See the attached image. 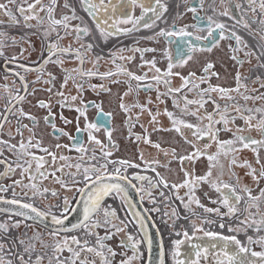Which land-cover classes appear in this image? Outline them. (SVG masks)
<instances>
[{"label": "snow or ice", "instance_id": "snow-or-ice-1", "mask_svg": "<svg viewBox=\"0 0 264 264\" xmlns=\"http://www.w3.org/2000/svg\"><path fill=\"white\" fill-rule=\"evenodd\" d=\"M121 0H79V4L92 17L96 29L102 36H111L115 33H129L138 30V26L142 24L144 28H154L156 22L164 19L165 13L168 12V4L166 0H126L127 7L134 9L140 8V15L135 16L131 12H124L123 7L120 9L121 15H116L118 9L117 4ZM185 11L193 14L196 23L192 24H178L182 19L183 13L177 12L172 24L167 28H160L154 36L147 39L163 38L166 42H172L178 39L182 44L186 45V52L184 48L178 47L175 59L167 48L162 50L164 58L167 60L166 69L162 70L157 66V60L153 57L151 60L144 59V53L156 52L155 48H133L129 49L132 52H139L141 54V64L138 67L149 68L153 74L149 77L148 73L136 74L130 71L123 64H116V60H127L131 62L135 57L133 55L119 57L113 55L112 63L116 66V71H107L104 73L94 72L92 70L85 71L82 65L85 62V54L92 49L91 44L85 45L82 43L83 37L90 34L89 26L83 22L82 17L76 15L75 8L71 6L69 0H64L63 7L68 9L70 14L61 15L56 18L55 11L58 7V0H4L0 2V14L7 17L9 26L20 25L23 21L24 28L35 27L39 33V37L46 43L41 52V59L43 63L35 69H30L26 65H19L25 72L35 70L39 75L32 81V84L43 83L47 85L46 88H32L29 92V82L24 75L15 72L14 75L19 77L22 88L17 87L10 89L8 85H4V91L7 93L6 103L3 109H0V165L3 166V171H0V178L11 177L19 170L20 179H15L8 186L0 184V193L8 192L12 189L13 199H5L0 195V202L8 205H16L17 210L14 215L22 217L25 220H32L35 223L45 224L50 218L51 224L56 226L48 229L47 235L51 237V241L44 239L43 233L40 231H33L31 235L27 232L22 233L19 237L13 238L10 242H2V238L6 236L10 229L20 228L23 220H15L11 224L9 221L0 222V264H115V258L118 253L109 246L106 242L111 240L114 236L125 233L126 238L120 240V247H131V256H126L119 261V264H132L133 261L138 260L139 245L142 240L135 239L131 234L126 232L128 223L126 218L121 219L117 214L116 209L107 205L104 201L106 197L112 196L116 199H121L126 207H135L128 199V191L125 187L124 181L131 184V180L125 174H122L127 168L139 167L128 160H110L112 151L109 150V144L103 143L97 138L95 132L100 130L103 121L89 122L87 118V106L84 104L82 94L84 90V78L99 76L101 79L111 78L113 76H125L127 79L123 81L128 84V89L119 96V109L125 113V125L129 129V136L135 135V141L139 143L141 140L145 144H149L159 151H162L165 156L171 155L173 159H178L181 162V171L184 179L181 183H173L172 189L186 188L184 197L177 196L181 200L185 209L191 210V205L195 204L202 208L205 213H215L217 216H230L234 220H238L236 227L229 226V233L244 232L246 240H241L237 235H222L216 231L206 230L203 225L214 224L207 218H200V224L195 221L191 223V234L185 230L182 233L177 232V236L182 235V239H175L172 241L171 258L173 264H264V187L260 184L264 181V163L258 154L259 148H264V77L256 76L254 79L249 74L241 71L245 62L251 63V58L257 61L256 67L264 69V0H220L222 10L217 12L215 0L207 5V10H210L215 15L220 17H228L234 20L235 23L229 29L225 23L220 22L215 18V15H207V26L202 28L199 26V21L205 19L200 16V11L205 10L206 0H198V6L192 3V0H184ZM10 5H15V11ZM247 5V7H245ZM111 10V14H109ZM103 11L104 16L100 17L99 13ZM249 12L251 15H249ZM19 14V17L16 14ZM151 13L149 16L148 14ZM239 13V15H237ZM147 17V19H146ZM36 21L35 25L28 23L29 21ZM73 20H80L79 24H71ZM143 22V23H142ZM5 21L0 20V25ZM130 24L131 28H121L119 25ZM237 28L244 29L249 33H254L259 36V50L253 51L249 49V45L243 40L242 36L238 34ZM60 29H63L61 34ZM109 29L114 30L108 31ZM55 33V39H50ZM201 33H206L201 35ZM218 33V38H217ZM37 33H33L36 35ZM71 36L73 41L79 43V47L61 46L60 41L66 37ZM8 35L5 31L0 30V57L5 56L4 49L7 47L6 40ZM12 43H17L15 37L11 38ZM234 40L235 44L229 45L231 52L230 59L234 61L236 68L234 81L235 87H223L219 84L213 85L210 81L212 78H220V74L215 71V64L212 61H206L202 66L201 73L197 75L195 71H190L187 75L174 71L175 68H183L190 61H193L196 52H211L213 47L219 45L221 40ZM20 40L33 47L31 41L27 36H21ZM210 41L209 44L201 46L199 43H192L191 41ZM24 49H21L20 55L23 56ZM43 52L47 56H43ZM243 52V58L239 55ZM55 57V59H54ZM60 57L71 58L79 62L78 67L64 68V59ZM17 59L16 56L8 57L6 62L13 63ZM97 60L100 57L96 58ZM49 63L59 66L62 73V81L59 88H56L57 76L52 72H46L45 66ZM47 77L44 79V77ZM77 77L80 79L78 80ZM179 77L181 84L179 87L172 86V78ZM251 80L253 84L259 87L250 88L248 81ZM72 82L77 94L71 95L70 92L66 94L65 89L69 82ZM132 81H136L135 88ZM148 81V83H141ZM112 83L119 84V79L113 80ZM163 86L164 91H160V86ZM202 85H206L202 87ZM92 89H97L109 92L110 89L105 85H89ZM147 89L148 91H155V101L148 97L144 103L138 99L134 102L126 103L125 97L130 93L136 92L140 89ZM21 91L25 95H21ZM38 91L47 92V100H38L36 107L46 109L47 114L43 117L45 125L50 126L53 132L59 136L68 137L72 144L54 145L55 151L52 148L44 146L42 138L37 137V127L40 121L30 112H25L23 107H20L27 98V95H35ZM189 93L193 94L189 98ZM215 94V96L213 95ZM171 98L173 108L179 112V115L174 111H169L167 107L161 112L160 104L165 103V98ZM239 98V99H238ZM80 101L79 105L74 106V102ZM219 100L225 101L223 105ZM243 101L241 103L240 101ZM251 101L253 106H248ZM261 103L256 106V102ZM93 107L100 109V105L90 102ZM213 105L212 111L207 110V105ZM155 104L156 111H153L149 105ZM59 105L60 108H73L78 113L76 118V131L87 133V144L82 138L70 135L63 128L57 127L55 123V113L52 111L53 107ZM138 109L133 118V110ZM147 113L150 117L149 124L152 125L153 132H175L183 138V142L191 146L193 151L187 152L183 155L177 153L175 148L165 150L161 147L159 142H153L150 139L151 133L147 128L144 129V134L138 135L132 132L135 124L140 123V116ZM105 115L110 116L111 113ZM164 115L169 121L168 127L161 124L159 116ZM84 118V126L80 127L79 120ZM184 117H193L194 122L187 120ZM23 119H27L29 124L22 123ZM60 119L64 124H71L61 114ZM15 121L14 132L10 128L5 132V125L11 124ZM237 120L242 121V124H237ZM206 121V123H205ZM141 127H144L141 124ZM188 130L192 139L185 135L184 130ZM27 130L28 136L25 137L24 132ZM105 135L108 141L112 139V129L105 127ZM252 131L258 133L259 139L251 135ZM231 133V138L221 139V133ZM247 133V134H245ZM7 139H4V136ZM19 137L18 142L12 141ZM215 144V151H208ZM203 146L200 147L199 145ZM92 145L99 146L100 155L96 154V149ZM112 147L116 145L113 143ZM32 149H38L44 155H37ZM61 149H74L79 156L75 163H70V157L59 152ZM243 149H249L253 153H257L255 163L259 168L253 166L247 159H241L239 153ZM5 150L11 157L5 155ZM91 151V155L88 153ZM221 156L228 160L227 171L229 180L225 181L222 177L225 175V165L221 162ZM201 157H205L208 161L207 171L203 175H195L194 171H190L183 165L192 163ZM230 157V158H229ZM50 158V159H49ZM140 159L144 160V153H140ZM96 161V163H93ZM103 161V162H100ZM146 167H152V171H156L154 166L168 167V164H161L159 160L144 161ZM109 164L119 165L109 171ZM74 168L75 171H65V169ZM235 168L245 169V176L251 177L253 185L250 186L243 182L244 177L239 176L235 172ZM215 170V175H214ZM59 173V175H57ZM156 181L144 175H134L133 179L136 181H147L150 187L168 188V181L156 173ZM27 179V183H25ZM51 179L52 184H57L65 191H72L71 186L82 184V187H76L75 191L81 196V200L77 203H82V219L78 223H74L71 229L64 227L66 216H57L53 211V207L61 208L64 213H67L70 208L71 200L68 196L62 198L61 205H48L47 210H41L34 206L33 203H22L21 200L16 199L15 187L28 189L32 192V197L51 194L53 197H59V191L55 188L43 186V182ZM233 179L235 183H233ZM201 184H208L218 195L212 200L213 204L218 207H206L200 202L196 195V190ZM71 185V186H70ZM132 187H135L132 184ZM258 190L257 194L254 191ZM138 192H144L148 196L149 201L155 203V198L150 191L144 189H137ZM27 196V192L24 193ZM163 195V193H161ZM207 195V193H205ZM30 197L29 199H31ZM144 196H141L143 199ZM221 207L227 209L226 212H221ZM24 209L27 211H22ZM159 211V209H153ZM10 211L8 209L0 208V212ZM136 219V224L139 226L143 240L147 241L151 246L152 241L147 236V227L144 224L143 217L139 212L130 213ZM165 215H169L165 213ZM177 215L176 210L173 209L171 217ZM192 215H197L195 212ZM241 217H243L241 219ZM12 217L9 216V220ZM26 228L30 225H24ZM220 228H224L225 224L220 223ZM98 229H104V234L101 235ZM73 230H82L83 236H61L60 234L67 233ZM248 230H251L256 235H249ZM197 233H203V237L208 238V243L192 244L193 239L201 240L202 237L197 236ZM94 237L95 242L92 243L90 238ZM191 244V251L184 252L182 257L181 246L185 243ZM39 245V247H37ZM259 248L260 250H254ZM19 249V250H17ZM67 252L68 255H64ZM195 257L193 259L192 257ZM211 256V260L209 257ZM160 264H164V253L161 250Z\"/></svg>", "mask_w": 264, "mask_h": 264}, {"label": "flooded vegetation", "instance_id": "flooded-vegetation-1", "mask_svg": "<svg viewBox=\"0 0 264 264\" xmlns=\"http://www.w3.org/2000/svg\"><path fill=\"white\" fill-rule=\"evenodd\" d=\"M0 2H4V0H0ZM44 2L47 3V0H44ZM105 2H107V0H105ZM166 2L168 4L169 10H168V12L165 13L164 19L156 22V26L154 28H144L141 24L140 26H138V30H135V31H132L129 33H123V32L115 33L111 36L105 37V36H102L100 34V32L96 29V26H95V23L93 22L92 17L89 16V14L79 4V0H69V3L71 4V6L75 8L76 15L79 17H82L83 22L86 23L90 28V34L86 37H83V39L81 41L85 45H87V44L92 45L91 51H89L85 54V62L82 65L83 69L85 71L92 70V71L98 72V73H104L107 71L115 72L116 66H115V64L112 63L113 55H115L117 57H119L120 55H123L125 57L133 55L135 58L131 62H128L127 60L121 61V60L117 59L116 64H123L130 71H133L138 75L147 72L149 77H150L153 73L151 71H149V68L147 66H145L143 68L138 67L141 64V54L139 52L134 53L132 51H129V49H133L136 47L157 49L156 52L144 53V59L145 60H151L153 57H155V59L157 60V66L160 67L162 70L166 69L167 60L164 58V56L162 54V50L167 48L169 50V52L171 53V55L173 56V58L175 59L177 48L182 47V48H184V50L186 52V45L182 44L178 39H174L172 42H166L163 38H157V39H151V40L147 39V38L154 36V33L158 32L160 28L169 27L172 24L173 19L175 18L177 12L183 13V17H182V19H180L178 21V24H192V23L197 22V20L194 19L192 13L185 11L184 0H166ZM210 2H211V0H206L205 10L200 11V16L205 17V19H202L199 21V26L202 28H205L207 26L206 16L207 15H215L210 10H207V5ZM238 2H239V0H238ZM113 3H115V0H113ZM192 3L196 6H198V0H192ZM63 4H64V0H58V7L62 8V10H61V13L57 15L58 12L56 9V11H55L56 18H60V16L64 15V14H70L69 10L65 9L63 7ZM215 6L217 8V12L222 10L220 0H215ZM10 7L13 8V11H15V7H16L15 5H10ZM122 7H123L124 12H131V14H133L135 16L140 15V8L139 7H136L134 9L128 8L127 4H126V0H121L120 4H117L118 11H117L116 15L119 16L122 14L120 11V9ZM245 7H247V5H245ZM109 14H111V10H109ZM16 15L19 17L18 13ZM148 15L150 16L151 13H149ZM249 15H251L250 12H249ZM99 16L103 17L104 12L101 11L99 13ZM215 18L218 19L220 22L225 23L229 29H231L232 25L235 23L234 20H230L228 17H220L218 15H215ZM146 19H147V17H146ZM0 20L5 21L4 24H8L7 23V17L4 16L3 14H0ZM28 23L35 25L36 21L32 20V21H29ZM79 23H81L80 20L71 21V24H73V25L79 24ZM4 24L0 25V30H3L6 32V29L4 28ZM22 25H23L22 20H21L20 25H16V26H18L17 28H19V29L17 30L18 35L14 36V37L17 39L18 42L13 44L12 39L8 37V39L6 40L7 47L4 49L5 56L0 57V109H3L4 104L6 103V98H7V93L4 91V88H3L4 85H8L10 89H15L17 87L22 88V85L20 84L19 77L14 75L15 72H19L21 75L25 76L26 80L29 82V85H30L29 90H28L29 92L32 91V88H46V87H48L47 85H45L43 83L32 84L31 82L34 81V78H36L37 75H39V74L35 70L25 72L23 68L19 67V65H26L30 69H35V68L39 67V65L43 63V60L41 59V52H42V49L44 47V44L46 43L42 39L36 40L35 42L31 41L29 39L33 45V47H29L28 43L20 40V37L22 36L20 30L26 29ZM119 27L131 28L132 26L130 24H128V25L121 24V25H119ZM31 30L37 31V29L35 27L29 28L28 31H31ZM60 31H61V34H63V29H60ZM108 31L114 32V30H112V29H109ZM237 31H239L238 34H240L241 36H242V34H244V32L245 33L247 32L246 30L241 29V28H237ZM205 34L206 33H201V35H205ZM250 34H252L251 41L249 43L246 40V43L249 45V49L258 52V50H259V43H258L259 36L254 34V33H250ZM217 38H218V33H217ZM242 38H243V36H242ZM50 39H55V33L52 34ZM226 40L227 39L221 40L219 42L218 46L213 47V50L211 51L210 54H209V52H206V51L196 52L194 54L193 61H190L183 68H180V67L175 68L174 71L180 72L183 75H187L190 71H195L197 73V75H199L201 73V69H202V66L204 65V63L206 61H212L215 64L214 70L220 74V78L217 79L214 77L211 79L210 82L213 85L219 84L223 87H235L234 76H235L236 68L234 69L233 80L231 83H226V82L221 81L226 76L224 73L225 72L224 67L226 68V59H229L231 56V52H229V56H223L221 54L222 48L225 47ZM243 40H244V38H243ZM252 40H254V41L252 42ZM191 42L192 43H199V44H201V46H204V45L210 43V41L197 42L195 40H192ZM230 42H231L230 44H233V45L235 44L234 40H230ZM69 43H71L72 47H74V48L79 47V43L74 42L73 38L71 36H68L64 40L60 41L61 46H65V47L68 46ZM10 47H12L11 50H9ZM21 49L25 50L23 53V56L20 55ZM213 53H215L216 55L215 56L212 55ZM239 55L243 58V52H241ZM11 56H16L17 57L16 61L13 63H7L6 62L7 58L11 57ZM43 56L46 57L47 53L43 52ZM97 57H100V59L97 60L96 59ZM60 58L64 59V61H65L63 64L64 68L71 69V68L81 66V65H79V62L77 60H75L74 57H71V58L60 57ZM54 59H55V57H54ZM218 61L223 63L224 67L220 66L219 64L216 65V62H218ZM256 65H257V61L253 57V58H251V63L245 62L241 71L247 75V74H249V69H251L250 75L254 79L256 76H258V75L260 76V75L264 74V69L258 68V67H256ZM51 69L52 70L57 69V71L61 72V68L59 66L54 65V64L49 63L48 65L45 66L46 72H51V71H49ZM46 78L47 77L45 76L44 79H46ZM77 79L79 80L80 78L77 77ZM116 79H119L121 81V83H119V84L112 83V81L116 80ZM126 79L127 78L123 75H121L119 77L113 76L111 78H105V79H101L99 76L85 77L84 78V81H83L84 90H83V94H82V99L84 101V104L87 106L86 115H87L89 122L103 121V125L100 126V130L98 132H95V135L97 136V138L100 139L103 143L108 142V138L105 135V131H104L105 127L111 128L112 130L114 129V118H116V112L114 110L112 100L115 101V99H116V106L118 107L119 96L122 95L128 89V84L123 82ZM61 81H62V75L60 78V83H61ZM131 83H132L133 87L135 88V85L137 82L132 81ZM141 83H148V81H143ZM92 84H95V85L103 84L107 88H109L110 91L104 92V91L99 90V88L92 89L91 87H89V85H92ZM180 84H181V81H180L179 77H173L172 78V86L173 87H179ZM248 85L250 88L259 87L257 84H253L251 82V80L248 81ZM205 86L206 85H202V87H205ZM160 91H164V88L162 85L160 86ZM261 91H264V89H261ZM41 92H44V91H41ZM65 92H66V94H68L70 92L71 95L77 94L76 89L74 88L71 81L69 82L67 88L65 89ZM118 92L120 94L117 98H115V95ZM111 93L113 94L112 97H110ZM20 94L25 95V93L23 91H21ZM150 94H152V95H150ZM48 95L49 94L47 92L42 93V94L35 93L34 97H33V95H27L26 100L19 106L23 107L25 112H30L31 114L35 115L38 118L40 123H39V126L37 127V130H36L37 131V137L42 138L44 146L50 147V148H52V150L55 151L54 145L56 143L70 145V144H72V141H70L68 139V137H65V136H59L58 137V134L53 132L52 129L50 128V126H47L44 124L43 117L47 114V110L36 107L35 105H36L38 100H47ZM188 95H189V98H192L193 94L189 93ZM213 95L215 96V94H213ZM155 96H156V92L154 90L148 91L147 89L142 88L136 92L130 93L129 96L125 97V102L131 103V102H134L136 99H138L141 103H144L148 97H151L153 99V101H155ZM90 102H94L95 104L100 105L101 106L100 109L98 110L97 108L93 107ZM79 103H80V101L77 100L76 102H74V106L79 105ZM219 103H221V105H223L224 101L219 100ZM260 103H261L260 101H257L256 105H259ZM248 106L251 107V106H253V104H251V105L249 104ZM149 107L152 108L153 105H149ZM165 107H167L169 111H172L173 103H172V99L170 97L165 98V103L159 105L160 110H163ZM212 109L208 110V111H212ZM52 111L55 113L54 119H55V123L57 124V127L63 128L70 135L76 136L78 138H82L84 143L87 144V133L76 131V118L78 116V113L74 110V107L73 108H67L66 107V108L62 109L59 107V105H56L55 107H53ZM119 111H121V110L119 109ZM138 111H139L138 109L133 110V113H132L133 118L135 117V113ZM106 113H111V115L110 116L105 115ZM61 114H63V116L66 117L68 120H71L72 123L65 125L64 121L60 119ZM146 114H147L146 112L143 113L140 116V119L143 118V116ZM122 118H123V122H124L126 119L125 113L122 114ZM165 118L167 121L166 123L169 124V121H168L166 116H165ZM185 119L191 120L194 122V119H188V118H185ZM84 122H85L84 118L81 117L79 120V124H80L81 128H83ZM22 123L29 124V121L27 119H23ZM205 123H206V121H205ZM10 128L14 132V128H15V121L14 120L11 124L5 125V129H4L5 132H7ZM157 133H160V132H157ZM184 133L186 136H188L189 139H192L188 130L185 129ZM24 135H25V137L28 136L27 130H25ZM254 136H256V135H254ZM3 138L7 139L8 137L5 135ZM220 138H221V136H220ZM18 140H19V137L17 136L12 141V143H16V142H18ZM199 146L202 147L203 145L200 144ZM91 147L96 149V154L99 157V155H100L99 146L92 145ZM110 147H111V145H109V150H110ZM176 150H177V153L180 155H183L187 152L193 151L191 146L188 144H185V143L180 148H178ZM215 150H216L215 144L213 143L212 147L209 148L208 151L214 152ZM32 151L35 152L37 155H44V153L40 152L38 149H32ZM59 152H62V154L70 157L71 158L69 161L70 163H75L76 158L79 156V153H77L74 149H71V150L61 149V150H59ZM5 155L14 159V157L10 156V154L7 152V150H5ZM88 155H91V151L88 153ZM130 158H132V157L129 156L126 158H122V157H116L115 155L109 157V159L113 160V161L128 159V161H130L133 164L137 163V161H132ZM243 159H247L255 167L254 162H255L256 156L254 155V153H253L252 157H250L249 155L248 156L244 155ZM167 160H170L169 157L164 159L163 161L168 162ZM100 162H103V161H100ZM93 163H96V161H93ZM137 165H139V164H137ZM108 167H109V171H112L114 167H119V165L118 164L117 165L109 164ZM144 167H146V166L144 165ZM146 168H152V167H146ZM187 169L190 170V168H187ZM0 171H3L2 165H0ZM65 171H75V169L74 168H72V169L66 168ZM123 172H125L126 174L131 176V179L133 180L137 189H144V187L146 185V181H136L133 179L134 175H137V174L143 175V173H145L142 171V167L140 165H139V167H136V168L129 167ZM57 175H59V173ZM15 179H20L19 170L16 172L15 175H12L10 178L9 177L0 178V184L8 186ZM24 182L27 183L28 182L27 179H25ZM43 186H48L50 188L57 189L59 191V197H53V196H51L50 193L47 194L46 198L42 197V196L32 197V192L30 190L23 189L21 187H15L14 191L17 194L15 198L21 200V202H23V203H33L34 206L40 208L41 210H47L48 205H61L62 204V198L64 196H68L69 199L71 200V204H70V206H71L73 204L75 198H76V195L78 194L75 191V189H76V187H82V184L76 185V186L70 185L73 190L72 191H65L64 189H61L59 185L52 184L51 179H49V180L43 182ZM170 188H171V186H170ZM156 189L160 190L158 193V195L160 196V198H158V201H161L163 199H165V201L163 203H161L162 204L161 207L157 206L158 204H156L155 206H157L162 211V214H163V212H166L168 209L165 207L169 206V207H171V210L175 209L176 213H177L176 216H179V213L177 212L178 208H179L178 207L179 203H178V200L176 197L178 195L183 197L181 195V193L186 191L187 189L186 188H180L178 190L174 189L175 192H173L171 190H168V188L163 187V185H160L159 187H155V191H156ZM12 191L13 190L10 189L8 192L0 193V195H2L5 199H13ZM25 192H27V196L24 195ZM161 193H163V195H161ZM140 195L141 196L143 195V191L141 192ZM30 197H32V198L29 199ZM106 200L104 202L107 205H109L110 203H108V201H106ZM170 202H171V204H169ZM149 207L152 210V207L150 205H149ZM157 207H155V209H157ZM52 211L57 216H61L64 213L61 208H57V207H53ZM154 212L157 213L156 216H161L158 213L159 211L157 212L154 210ZM9 216L12 217L11 220H9ZM228 218L231 221H237V220H234L230 216H228ZM15 220H23V223L21 224L20 228H18V229H10V232L2 238V242L8 243L13 238L19 237L24 232H27L29 235H31L33 231H40L41 233H43L44 239L46 241H49V242L51 241V237H49L47 235V231L49 228H47L46 226L39 224V223H35L30 219L25 220L22 217L15 216L13 212H9V211L0 212V222L9 221V223L11 224ZM24 225H30V227L26 228ZM185 230L189 231V233L191 234L190 229L185 228L182 230V232ZM97 231H99L101 235L104 234V229H98ZM70 232H72L74 234L67 235L65 233H61L60 235L61 236L77 235L78 237H82L81 236L82 230H73ZM219 233H221L222 235H233V234H235L238 236L239 239L246 240V236H245L244 232L229 233L228 228H221V231ZM249 235H256V234L251 232ZM197 236L202 237V239L201 240L193 239V241L191 242L192 244L208 243V238L203 237V234H200V235L197 234ZM120 238H121V236H120ZM182 238L183 237L181 235L180 237H175L173 240L182 239ZM90 240L92 243L95 242L94 237H91ZM114 240L115 239L112 238L111 240L107 241L106 243L109 246L113 247V249L116 251L117 246H119L120 244L116 245V240H115V242H114ZM37 247H39V245H37ZM171 249H172V244L170 246V254L166 255V256L164 255V264H173V261L171 258ZM17 250H19V249H17ZM254 250L259 251L260 249L254 247ZM188 251H191V244L186 242L184 245L181 246V252H182L181 258H184L183 253L188 252ZM64 255H68V253L65 252ZM192 258L195 259L194 256ZM209 260H211V256L209 257ZM45 264H47L46 260H45ZM201 264H204L203 260H201Z\"/></svg>", "mask_w": 264, "mask_h": 264}, {"label": "rangeland", "instance_id": "rangeland-1", "mask_svg": "<svg viewBox=\"0 0 264 264\" xmlns=\"http://www.w3.org/2000/svg\"><path fill=\"white\" fill-rule=\"evenodd\" d=\"M62 8L58 7L57 8V15L61 13ZM237 15H239V13H237ZM18 26H9L8 24H4V28L6 29V32L8 34L9 38H12L14 36L18 35ZM29 28L26 29H21L20 32L22 34V36H27L28 39H30L31 41H36V40H40L41 38L39 37V33L36 30H31L28 31ZM239 33V31H237ZM33 33H37L36 35H33ZM245 42L247 40V42L250 43L251 38H252V34H250L248 31L244 34H242ZM254 40H252L253 42ZM230 40H226L225 43V47L222 48L221 54L223 56H229V45H230ZM12 47H10L9 50H11ZM211 52H209L210 54ZM212 55H216L215 53H213ZM220 65L222 67H224L223 63H221L220 61L216 62V65ZM234 61H232L230 58L226 59V68L224 67L225 70V78L223 80H221L222 82H226V83H231L233 80V72H234ZM51 72H53L56 76H57V81H56V88L59 87L60 85V78L62 73L60 71H57V69H51L49 70ZM260 76H264V74L260 75ZM36 78H34L35 80ZM227 85V84H226ZM38 94H42V93H46V92H41L38 91L36 92ZM119 92L115 95V98H117L119 96ZM112 93L110 94V97H112ZM152 95V94H150ZM34 97V95H33ZM241 103H243V101H240ZM29 103V102H28ZM27 103V104H28ZM225 103V101H224ZM112 104L114 106V110L116 112V118H114V129L112 130V139L111 142H106L109 145H111L110 150L112 151V155L111 156H116V157H122V158H126L131 156L132 158H130L132 161H137L136 164H139L142 167V171L145 172L143 173L144 176H147L149 178L153 179V183H155L157 177H156V173L158 172L160 174V176L164 177L168 183H169V187L168 190H171L173 192H175L174 189L170 188V186L173 183H181L184 179V175L183 172L181 171V162L178 159H173L171 157V155L165 156L164 153L162 151L157 150L156 148L152 147L149 144H145L143 142V140H141L139 143H137L135 141V135L133 136H129V129L125 126L124 122H123V118H122V111H119V107L116 106V99L115 101L112 100ZM251 105L252 102L249 101L248 105ZM258 106V105H256ZM207 110H211L213 108V105L211 103H209L207 106ZM118 108V109H117ZM153 111H156V106L155 104H153L152 107ZM161 112L163 110H160ZM172 111L176 112L177 115H179V112L172 108ZM184 118H188V119H194L193 117H184ZM149 120L150 117L146 114L143 116V118L140 119V123L135 124V126L132 128V132L134 134H138V135H143L144 134V129L147 128L148 132L151 133L150 135V139L153 142H159L161 144V147L165 150H170L171 148H175L178 149L180 148L184 142H183V138L178 136L175 132H153L152 131V125L149 124ZM159 120L161 122V124H163L165 127L170 126L169 124H167L166 122V118L164 115L159 116ZM243 122L240 120H237V124H242ZM141 124L144 125V127H141ZM247 134V133H245ZM251 135L254 138L259 139L258 133L256 131H252ZM256 135V136H254ZM222 139H228L231 138V133H221L220 134ZM115 144L116 147L113 148L112 144ZM258 154L261 158V162L264 163V148H259L258 150ZM143 152L144 153V160L140 159V153ZM244 155L246 156H253V152L249 149H243L240 153L239 156L241 159H243ZM254 155L256 156L257 153H254ZM170 160H167L168 162H164L163 160L168 158ZM230 158V157H229ZM221 162L225 165V175L222 177L225 181L229 180V174L227 171V165H228V160L226 158H224L223 156H221ZM128 160V159H126ZM147 160H159L161 164H168V167H161V166H154L156 168V171H152V168H146L144 167L145 163L144 161ZM207 164L208 161L205 157H201L198 160L195 161L194 165L192 163H186L183 166L185 168H190V171H194V174L199 176V175H203L206 171H207ZM254 165L256 168H259V165L256 164L254 162ZM235 172L241 176L244 177L243 182L245 184H248L250 186L253 185V182L251 180V177L245 176V169L242 168H235L234 169ZM128 175V174H127ZM214 175H215V170H214ZM130 176V175H129ZM131 177V176H130ZM233 183H235V180L233 179L232 181ZM261 187H264V181L261 182L260 184ZM144 190L150 191L152 196L155 198V203H152L149 201V198L147 195L144 194L143 192V196L144 199H141V192L139 193L140 199L143 203V205L145 206L147 212L149 213V215L151 216L152 220L154 221L158 231H159V237L161 239L160 242V249L163 250L164 255H169L170 254V246L172 244V241L175 237H180L177 236L176 233L177 232H181L183 229H190L191 230V223L193 221H195L197 224H200V218H207L210 219L212 221H215L214 224H207L205 223L203 225V227L206 230H210V231H216V232H220L221 228L219 227L220 223H224L225 227L224 228H228L229 226L232 227H236L238 224V220L237 221H231L228 216H217L215 213H205L203 211L202 208L197 207L195 204H192L191 210L189 209H185L184 204L181 202V200H178L179 203V208H178V213L179 216H175V217H171V207L167 206L165 208H168L166 212H163L157 207V206H162L161 203H163L165 201V199L158 201V198H160V196L158 195L159 193V189H156L155 191V187H150L146 181V185L144 187ZM187 191V190H186ZM182 192L181 195L184 197L185 201L187 200V197L184 196L185 192ZM258 190L254 191V194H257ZM205 193H207V195H205ZM196 195L197 197L200 199V202L205 205L206 207H218L217 204H213L211 201L217 198V193L211 189L209 187L208 184H201L197 190H196ZM77 197V195H76ZM146 198V199H145ZM177 198V197H176ZM76 199V198H75ZM107 199V200H106ZM106 201H108L109 206H113L112 208L116 209L117 214L119 215V217L121 219H125L127 220L128 223V227L126 229V232L131 234L135 239H140L142 240V243L139 245V252H138V256L139 259L135 260L132 262V264H145V258L149 259L148 256V250H147V241L143 240V236L141 233V230L139 228V226L136 224V219L134 216H132L130 213L132 212H136L135 210L132 209V207H126L124 206V202L121 199H116L112 196L106 197L105 198ZM75 201V200H74ZM156 204H158L157 206H155ZM171 204V202L169 203ZM149 205L152 207V210L155 209V207H157V209H159V214L161 216H156V212H154V210L152 211L151 208L149 207ZM163 209V208H162ZM227 209L221 207V212L224 213L226 212ZM11 212V211H9ZM195 212L197 215H192V213ZM165 213H168L169 215H165ZM11 214V213H10ZM243 218V217H241ZM40 224V223H39ZM43 225V224H42ZM47 227V226H46ZM49 228V227H47ZM51 229V228H49ZM252 231L248 230L247 234H250ZM63 233V232H62ZM67 235L70 234H74L72 232H67L65 233ZM197 234H203V233H197ZM255 234V233H254ZM263 234V233H262ZM81 236H83V232L81 233ZM121 236V238H120ZM116 240V245L120 244V240L121 239H125V233H120L116 236L113 237ZM114 240V242H115ZM120 246V245H119ZM117 246L116 252L118 253V255L115 258V264H119V261L123 258H125L124 255H120L119 253H123L126 256H131L132 252H131V247L129 245V247L127 248H123V247H119ZM121 248V249H120ZM161 250L159 251V258L158 261L155 262V264H160V255H161ZM151 263V262H150Z\"/></svg>", "mask_w": 264, "mask_h": 264}, {"label": "water", "instance_id": "water-1", "mask_svg": "<svg viewBox=\"0 0 264 264\" xmlns=\"http://www.w3.org/2000/svg\"><path fill=\"white\" fill-rule=\"evenodd\" d=\"M122 174L127 175L125 172H122ZM129 180H131V182H132L131 184H129L127 181L123 182L125 184V187L127 188V191H128V199L131 201V204L135 206L134 208L132 207V209L135 210L136 212H139L141 217H143L144 224L147 227V236L152 241L151 246H149L147 243V250H148L149 259L148 258L146 259L145 264H155V262L158 261L159 251L161 250L160 249L161 239L159 237V231H158L154 221L152 220L151 216L147 212L145 206L143 205V203L140 199V196H139V192L137 191L136 185L134 184L133 180L130 177H129ZM132 184H134L135 187H132ZM79 200H81V196L78 193L75 201L70 206L69 211L67 213H63L61 215V217L62 216L67 217V219H65V221H64V227L71 229L72 224L78 223L82 219L83 205H82V203H77V201H79ZM17 207L18 206H15L14 208H12V206L0 202V208L8 209L11 212L14 211L13 213H15V211L17 210ZM20 210L27 211L24 209H20ZM43 225L47 226L49 228L56 227V226L51 224L50 218H48L46 223ZM160 257H161V255H160Z\"/></svg>", "mask_w": 264, "mask_h": 264}, {"label": "bare ground", "instance_id": "bare-ground-1", "mask_svg": "<svg viewBox=\"0 0 264 264\" xmlns=\"http://www.w3.org/2000/svg\"><path fill=\"white\" fill-rule=\"evenodd\" d=\"M10 200V199H9ZM23 203V202H22ZM10 206H12V208H14L16 205H10ZM12 212H14V211H12Z\"/></svg>", "mask_w": 264, "mask_h": 264}]
</instances>
